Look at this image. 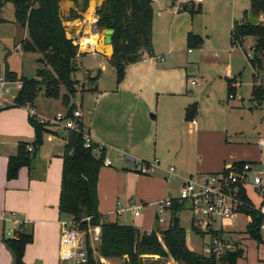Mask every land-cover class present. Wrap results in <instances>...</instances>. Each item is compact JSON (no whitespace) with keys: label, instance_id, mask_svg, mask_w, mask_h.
<instances>
[{"label":"crops","instance_id":"1","mask_svg":"<svg viewBox=\"0 0 264 264\" xmlns=\"http://www.w3.org/2000/svg\"><path fill=\"white\" fill-rule=\"evenodd\" d=\"M95 1L97 4L93 7L92 5H89L87 9L88 12L90 11L88 18H82V16H80L78 18L70 19L68 17L69 10L76 9L72 0H60L59 13L63 25L64 23L67 24L64 25L66 36L68 37L69 35L70 37L68 38H70L74 44L81 46L80 39L82 38L81 33L83 32H88L94 37L92 38L91 36V38L88 39L91 40V52L82 51L80 50V47L78 48L77 62L79 59H83V57H81L83 55L86 57L87 54H93L95 55L94 57H96V65L94 68H86L82 66V61L80 68L90 71L91 73H93V70H99V76L95 86L91 85L88 90H85L81 95L80 103H78V106L81 108L80 121L83 123L86 133L89 135L92 142L96 143L99 148L103 147L105 149V157L112 160V155H114V158L121 163L120 167L117 168L113 165L112 160L111 166H102L100 169L97 182L98 210L99 213L102 216L107 217L109 221H117L119 224L130 225L139 229V231H142V228L135 225L137 223L142 224V221H137V223H135V219L133 218L139 217L142 209L137 216L133 214L131 206L139 204L135 202L131 192L135 189V187H133L134 181H138L139 179H146V181L153 180L137 175V171L132 168L133 166L131 163L122 162L120 155L125 153L133 160V162H135V164L142 161L149 162L157 157L153 147L152 149L150 148L149 151L145 147L146 144H148L149 148L152 139L156 135L153 125L147 120L145 111L146 109L149 110L151 108L150 103L153 101L154 97L156 98L155 95H157V98L160 95H163L165 96V100L169 102L176 97H180L182 93L186 91L188 73L184 70L182 59H178V52L180 48H182L181 44L183 42H185L188 53L191 51V47H197L199 50H202L203 39L198 34H193L192 31H190L191 24H187L188 21H186L185 15L183 14H186L187 11L190 13V17H192L194 13L201 14L202 10L208 7V2L204 3L205 0H203L200 4H196L190 0L197 6V8L191 6L189 8L180 9L179 4L181 5V3H185L186 0L180 1L177 9L175 7L177 4H175V2L177 0H167V8L164 7L163 9L155 10L154 1L152 0V55H148L147 52L143 50L141 52V59L128 64L125 67L123 79L117 83L114 68L109 62V57L112 52L111 45H105L99 42L101 31L99 28V32L96 31L97 26L95 23V28L93 27L92 20L97 18L95 9L102 0ZM248 11L249 6L243 10V15L238 22L233 21L230 30V41L231 31L234 24L241 22L247 23ZM88 12L86 11V13H84L78 10V13L81 15H85ZM165 13L171 15V20L166 36L167 51L163 53L162 50H160V43L158 42L160 33V22H158V19H162ZM254 17L258 19V22L264 21V16L262 14H259L258 17ZM23 30L22 39L26 37L27 33L26 29L23 28ZM189 34L195 37V39H193L194 44L191 46L187 43V37ZM85 35L86 34H83L82 36ZM75 36H78V38H75ZM199 39H201V42ZM253 41L254 38L252 36H246L241 40L240 45H235L241 49L244 55L247 56L248 64ZM248 49H250V55L247 54ZM12 50L22 49L20 46H17L14 49L8 48V54H10ZM8 67L12 70L9 65ZM250 68L252 72L250 75L251 85L248 98V109L252 111L254 110L255 104L251 100L252 89L255 83L253 74L254 69L256 68H253L252 66H250ZM192 70L191 67L190 72ZM233 72L232 68L227 65L225 69L226 96L228 99L232 100L237 99V83L240 82L239 79L242 70H236L234 73ZM192 81L193 80L190 81V84L194 85ZM228 83H230V86L232 87V97H229L228 94ZM11 86V94L9 95L10 97L7 98V101L9 102L6 103V107L0 108V218L2 216L6 217L8 213L11 212L8 210H17L19 213L18 216L26 220L21 227L22 230L32 233V241L28 243L24 249L23 261L25 263L62 264L59 259L57 261L59 233L61 231V223L63 221H68L65 216L60 215L58 211L62 167L61 155L64 144V138L62 135L64 133H60L62 129L59 126L52 124V126H48L47 131L43 133L42 143L38 147H35L32 144L34 139L33 128L28 122V107L11 106L12 100L18 90L13 85ZM84 95L90 96L89 100L85 103L86 113H84L83 110ZM261 104H258V106ZM187 106L184 107V114ZM31 107L38 120L47 119L44 115L38 113L35 106L32 105ZM65 112H67V109L63 113ZM57 113H61V111H57L55 115ZM191 113L192 115L194 114V112ZM38 116L40 117L38 118ZM193 121L195 120H191V122L196 126V132H198V123ZM8 138L9 140H7ZM177 138L178 136L174 134L170 136V139L166 136V139L173 144ZM260 138L264 140V137L258 133L256 144L264 151V148L258 143ZM20 142H26L27 150L28 147H30V150L28 151L34 153V156L31 159L29 166L20 167L17 176L8 180L6 178L7 160L10 155H13L16 152L17 145ZM167 152L169 153L170 150ZM174 152L176 151H173L172 153ZM161 160L163 159L161 158ZM257 160L258 158L254 157L253 152L246 148L240 157L232 159V164L244 162L260 166L261 162H257ZM224 164L225 161H223V165ZM225 167L226 166H224L223 169ZM211 168L212 169L210 170H216L215 166ZM174 171V169L173 171L168 170V174L172 175L171 178H173L170 182H176L178 187H180L185 178L192 176L190 171H183L179 174H174ZM220 171H214L212 173H218ZM205 174H211V172H201L194 175L203 176ZM108 175L111 176L112 179L103 182L105 190H102L101 178ZM116 177L119 178L118 182L116 181ZM120 185L123 187L119 189ZM122 188H124L123 191H121ZM166 191V197H160V200H164L168 197L176 198L174 195H171L170 189H167ZM160 193L158 195H160ZM119 196L126 197V202H128L126 206L123 207L117 203L116 198ZM153 210L154 217L157 219L156 208ZM123 213L128 214H125L123 217ZM190 218L191 226L196 225L198 219L195 220L193 216ZM240 219H242L244 224V231L234 228L225 229L220 224L219 226L213 227L217 228L216 233L222 238L228 239L243 248V255L236 260L242 261L237 264H264V231H261L262 242L257 243L245 233L246 226L250 222L251 217L248 215H240L234 221H239ZM6 227H8L6 221L0 219V264L13 263V256L3 242V236H5L4 230ZM143 231L150 232L152 229H143ZM246 238L254 242L257 250V257L255 258V256H253L251 260H248V256H246L247 251L244 247ZM207 241H203L201 247H203L204 243ZM188 248L194 251L190 247ZM103 259L105 262L108 260L107 258ZM167 264L178 263L170 260Z\"/></svg>","mask_w":264,"mask_h":264},{"label":"trees","instance_id":"2","mask_svg":"<svg viewBox=\"0 0 264 264\" xmlns=\"http://www.w3.org/2000/svg\"><path fill=\"white\" fill-rule=\"evenodd\" d=\"M76 9H70L68 17L78 18L89 0H72ZM13 5L14 21L26 29V37L20 41V48L24 52H37L40 57L37 61L40 67L36 69L34 77L27 78L10 70L7 62L4 63L3 75L8 81H20L21 87L17 90L11 106L33 105L37 93L43 89L46 97L60 98L67 107V113L75 109V103L70 96L79 85L85 89V82L79 83L72 78L78 67V45L66 36L65 28L59 13L60 0H0V12L5 3ZM249 11L254 16H264V0H249ZM96 26L100 30L112 28L111 48L109 62L114 68L116 82L119 83L124 76L125 67L141 59V52L145 50L152 55V0H102L96 7ZM3 18L0 15V23ZM246 36L254 38L251 46L249 64L253 68H260L264 60V21L255 25L246 22L235 23L231 31V43L240 45ZM191 34L187 37L189 46L193 45ZM201 42V39H199ZM99 70L91 73L87 71L86 81L95 86ZM254 78V74H253ZM255 80V78H254ZM229 82V80H228ZM63 87L67 93L61 92ZM232 87L228 83V94L232 97ZM251 100L256 104L264 101V88L254 83ZM196 111V102L185 108V119ZM28 122L33 128L34 139L32 144L38 147L42 143V135L47 131L46 122H41L35 115L28 114ZM79 130L65 129L62 151V167L58 211L62 216H70L72 220L80 221L81 225L87 223L99 224L101 239L96 249L102 258H124L128 264H142L143 255H154L163 259L164 263L175 261L178 264H236V260L243 255V248L235 244L233 250L225 251L220 257L214 254L205 255L190 250L185 243V230L179 223L178 211L184 202L171 198V205L167 209L168 225L158 227L150 233H141L139 229L122 225L117 221L103 219L98 210L97 182L100 169L103 166L105 149L91 142L89 147L84 146L83 133L86 132L83 123L79 120ZM27 143L20 142L16 152L7 160L6 178L8 180L17 176L22 166H29L34 153L27 150ZM99 148V152L96 151ZM148 161H142L147 163ZM244 162L233 165L240 166ZM239 197L247 204L251 200L246 193V187L237 185ZM185 205V204H184ZM251 217L245 233L257 243L262 242L260 224L261 215L245 206L241 209ZM88 217L89 221L84 219ZM192 228L201 231L196 225ZM211 235L218 233L210 232ZM32 241V233L25 230H14L12 237L3 236V242L13 256L12 264H29L23 261L25 246ZM87 264H100L95 260L89 249Z\"/></svg>","mask_w":264,"mask_h":264},{"label":"rangeland","instance_id":"3","mask_svg":"<svg viewBox=\"0 0 264 264\" xmlns=\"http://www.w3.org/2000/svg\"><path fill=\"white\" fill-rule=\"evenodd\" d=\"M153 1L155 10L163 9L167 6V0ZM180 1L185 0H177L175 4H178ZM207 2L208 7L204 8L201 14L194 13L192 17H190L191 15L188 11L186 13L187 15L183 14L185 15L186 21H188L187 24H191L190 31H192L193 34H198L203 39L202 50H199L197 47H191V51L188 53L185 42H183L181 44L182 48H180L178 52V59H182L184 70L188 73L186 91L183 92L180 97H176L169 102L165 100V96L160 95L157 98V95H155L156 98L154 97L153 101L150 103L151 108L145 111L147 120L153 125L156 133L149 148L148 144H146L145 147L148 151L153 147L157 156L155 159L158 163L154 171L150 174L136 173L140 177L153 181H146V179L134 181L133 187H135V189L133 192L135 193L131 192L135 202L142 206L141 215L139 217H133L135 223H137V221H142V224H135L142 228V231H140L141 233L145 232L143 229L155 230L158 227L163 228L168 225L167 215L169 212L165 213L164 222H159L154 217L153 209L156 208V203L160 201V197H166L167 189L171 190V195L175 197L178 196V184L174 181L170 182L173 178H171L172 175L168 174V170L171 166L175 170L173 172L174 174H179L183 171H190L192 176L201 172L212 173L222 170L224 166L231 165L233 163L232 159L240 157L246 148L253 152L255 158H258L257 162H261L260 166H264V151L256 144L258 133L264 137V101L259 106L254 104V110L250 111L248 109V98L251 85L250 75L252 71L248 64L247 56L243 54L239 47L232 46L230 41L232 23L233 21L238 22L242 17L243 10L249 6V0H205L204 3ZM96 4L97 2L95 0H89L83 12H88L87 9L89 5L93 7ZM4 5V8L0 12L3 18V22L0 23V75L3 72L4 63L7 61V65H9L12 70L16 71L18 75H23L27 78L34 77L36 69L41 66L37 61L40 57L39 53L12 50V52L8 54V48L14 49L20 46V40L23 37L24 30L14 21L13 5L10 2ZM191 6L197 8L190 0H186L185 3H181V5L179 4L180 9L189 8ZM89 12L85 15H81L82 18H88L90 15ZM158 20V22H160L158 42L160 43V50L164 53L167 51L166 36L171 15L165 13L164 17ZM64 25L67 24L64 23ZM81 34L86 35H81L82 38L80 40L85 37L91 38L92 36V34L88 32H83ZM68 37L70 36L68 35ZM92 38L94 37L92 36ZM79 47L78 45V48ZM80 50L91 52L90 48L85 49L80 47ZM247 54L250 55V49L247 50ZM94 56L93 54H87L86 57L85 55L81 56L83 59H79L77 62L79 67H77L76 71L72 74L74 80H78L79 83L85 82L84 90H81L79 85H77L74 93L69 95L70 101L75 103V107L78 110L81 109L78 106V103L81 101V95L90 87L86 81L87 70L80 68L81 61L82 66L94 68L96 65V57ZM227 65H229L234 72L236 70H242L239 79L240 82L237 83V99L233 100L228 99L226 96L225 69ZM191 67L193 70L190 72ZM93 72H95V70H93ZM254 78L255 82L264 88L263 64L260 68L254 69ZM191 80L194 81V85L190 84ZM61 92L67 93L63 87H61ZM89 98V95H84V113H86L85 103ZM194 102H196V111L190 118L185 119L184 107ZM6 105L7 104L0 106V108L6 107ZM33 106H35L38 113L44 115L47 119H53L57 111L63 113L67 109L60 98L44 96L43 89L35 96ZM39 117L40 116H38V118ZM191 120H195L198 123V132H196L197 128L192 124ZM46 126L50 127L52 123L49 122ZM172 134L178 136L174 144L166 139V136L170 139ZM7 140H9V138ZM169 150L170 152L168 153L167 151ZM173 151L176 152L172 153ZM124 154L120 155L121 159L127 156ZM112 156L113 165L119 168L121 163L114 158V155ZM161 158L163 160H161ZM223 161H225L224 165ZM214 166L216 170H210L212 169L211 167ZM133 169L137 171L135 168ZM116 178L118 182L119 178ZM111 179L112 177L109 175L101 178L102 190H105L103 182ZM121 187L123 186L120 185L119 189ZM123 189L124 188H122L121 191H123ZM159 193L160 195H158ZM246 193L255 205L259 204L260 198L252 186H246ZM116 199L117 203L123 207L128 203L126 202L125 196H119ZM8 211H15L19 214L17 210ZM125 214L128 213H123L122 216L124 217ZM178 217L181 226L185 230L186 245L195 252L201 253L202 242L209 240L211 233H205L203 231L196 232L192 229L190 223L192 214L187 204L186 206L183 204L181 210L178 211ZM193 217L195 220L200 218L203 219L202 216ZM65 218L71 221L80 232H87L88 223L83 226L80 221L72 220L70 216H65ZM104 218L107 219V217L103 216V219ZM84 220L86 221V219ZM219 224L225 229L234 228L244 231L242 219L239 221L226 219L220 221L217 219L214 222V226H219ZM6 225L8 226L9 223L6 222ZM18 230H22V227L18 228ZM244 247L247 251L246 256H248V260H251L253 256H255V258L257 257V250L252 240L246 238ZM92 255L95 260L99 261L100 255L96 247ZM240 261L242 260L236 261V264ZM100 264L128 263L126 257H124L108 259L105 263L100 262ZM142 264L166 263L157 256L143 255Z\"/></svg>","mask_w":264,"mask_h":264},{"label":"built area","instance_id":"4","mask_svg":"<svg viewBox=\"0 0 264 264\" xmlns=\"http://www.w3.org/2000/svg\"><path fill=\"white\" fill-rule=\"evenodd\" d=\"M196 4H200L203 0H192ZM178 9V4L175 5ZM97 19V18H96ZM96 19L94 18L93 27L95 28ZM95 23V24H94ZM90 44L87 43V47ZM91 49V48H90ZM194 83V81H192ZM11 85L16 89L21 87L20 81H8L4 75H0V106L5 105L8 96L11 94ZM12 104V103H11ZM28 107V114L33 116L35 112L32 107ZM81 117V112L77 108L70 113H57L53 119H42L41 122L52 123L59 126L63 131L67 128L79 130L78 122ZM195 122V121H193ZM84 146L89 147L92 140L89 135L84 132ZM259 145L264 148V140H258ZM30 150V147H28ZM99 152V148H96ZM123 161L131 163L137 172L150 174L154 171L158 161L156 159L147 163L133 162L128 156L122 158ZM112 160L104 157L103 166H111ZM173 167L169 168L173 171ZM243 187L252 186L260 198L259 204L255 205L252 201L247 204L238 195L237 185ZM176 199L187 204L192 216H202L203 219L196 221L197 227L203 232L216 233L217 228L213 227L214 222L221 220H235L240 215L245 214L241 209L248 206L254 209L258 215L263 217L260 224V230L264 231V166H258L251 163H243L240 166L228 165L218 173L205 174L203 176H189L184 179L179 187L178 196ZM171 205V198L168 197L156 203V216L159 222H164L165 213ZM142 206L132 205L131 209L135 216L140 213ZM0 219L9 223L5 228L4 233L7 237H12L14 230L20 228L26 220L18 216L14 211L8 213L6 217ZM89 221V218H85ZM61 231L58 245V259L62 264H87L89 260V249L94 252L95 247L101 239V228L99 224L88 223L87 232H80L71 221H63L61 223ZM235 243L222 238L219 234L211 235L210 239L204 243L202 253L205 255L214 254L220 257L225 251L233 250ZM99 261L105 263V260L100 256Z\"/></svg>","mask_w":264,"mask_h":264},{"label":"water","instance_id":"5","mask_svg":"<svg viewBox=\"0 0 264 264\" xmlns=\"http://www.w3.org/2000/svg\"><path fill=\"white\" fill-rule=\"evenodd\" d=\"M80 2V0H79ZM247 23L250 24V25H255L258 23V19L255 18L253 16V14L251 13V11H248V15H247ZM97 32H99V29L96 28ZM113 33V29L112 28H106V29H103L101 31V36H100V39H99V42H101L102 44H110L111 45V35ZM75 38H78V36H75ZM60 133H64V131H60Z\"/></svg>","mask_w":264,"mask_h":264},{"label":"bare ground","instance_id":"6","mask_svg":"<svg viewBox=\"0 0 264 264\" xmlns=\"http://www.w3.org/2000/svg\"><path fill=\"white\" fill-rule=\"evenodd\" d=\"M92 16V15H91ZM89 37H86V38H83L81 40V46L80 47H83V48H90V46L87 47V43L90 44L91 43V40H88Z\"/></svg>","mask_w":264,"mask_h":264}]
</instances>
